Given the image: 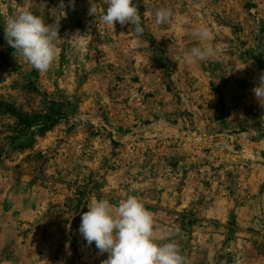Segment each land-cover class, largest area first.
I'll return each mask as SVG.
<instances>
[{"label":"rangeland","instance_id":"1","mask_svg":"<svg viewBox=\"0 0 264 264\" xmlns=\"http://www.w3.org/2000/svg\"><path fill=\"white\" fill-rule=\"evenodd\" d=\"M133 2L140 36L102 23L106 0H0V264H102L81 216L129 195L187 264H264V0ZM24 9L59 23L47 72L4 38ZM194 46L216 55L190 63Z\"/></svg>","mask_w":264,"mask_h":264},{"label":"clouds","instance_id":"2","mask_svg":"<svg viewBox=\"0 0 264 264\" xmlns=\"http://www.w3.org/2000/svg\"><path fill=\"white\" fill-rule=\"evenodd\" d=\"M74 7V0H70ZM107 8L101 16L102 23L110 29L118 22L121 26L132 25L137 36L143 35L142 19L133 0H106ZM61 6L64 7L63 2ZM89 15L96 16L97 9L91 3ZM157 26L171 22L173 13L166 7L153 11ZM4 38L7 44L24 61L38 72L49 71L59 55L57 41L59 23L48 24L40 15L28 9L8 15L4 20ZM193 35L201 41L213 35L208 26L196 28ZM216 52L211 46H194L186 54L190 63L212 59ZM255 98L264 101V70L252 89ZM88 211L81 216L79 232L88 245L93 242L99 254L107 253L102 264H187L174 237L179 229L166 230L167 241L158 242L154 230L153 213L136 197L129 195L113 205L106 199H92Z\"/></svg>","mask_w":264,"mask_h":264}]
</instances>
